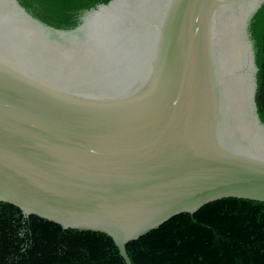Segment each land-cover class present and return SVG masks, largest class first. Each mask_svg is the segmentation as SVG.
Instances as JSON below:
<instances>
[{
    "label": "water",
    "instance_id": "obj_1",
    "mask_svg": "<svg viewBox=\"0 0 264 264\" xmlns=\"http://www.w3.org/2000/svg\"><path fill=\"white\" fill-rule=\"evenodd\" d=\"M264 0H110L73 29L0 0V202L126 245L264 202L247 26Z\"/></svg>",
    "mask_w": 264,
    "mask_h": 264
},
{
    "label": "trees",
    "instance_id": "obj_2",
    "mask_svg": "<svg viewBox=\"0 0 264 264\" xmlns=\"http://www.w3.org/2000/svg\"><path fill=\"white\" fill-rule=\"evenodd\" d=\"M56 29H73L110 0H16ZM255 113L264 125V3L247 26ZM131 264H264V202L226 198L181 213L126 245ZM0 264H125L111 237L63 229L0 202Z\"/></svg>",
    "mask_w": 264,
    "mask_h": 264
}]
</instances>
